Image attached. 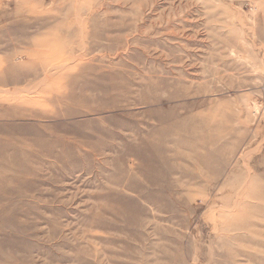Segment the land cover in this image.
Returning a JSON list of instances; mask_svg holds the SVG:
<instances>
[{
    "label": "rangeland",
    "instance_id": "obj_1",
    "mask_svg": "<svg viewBox=\"0 0 264 264\" xmlns=\"http://www.w3.org/2000/svg\"><path fill=\"white\" fill-rule=\"evenodd\" d=\"M0 264H264V0H0Z\"/></svg>",
    "mask_w": 264,
    "mask_h": 264
}]
</instances>
